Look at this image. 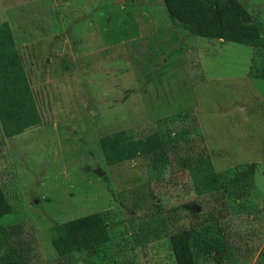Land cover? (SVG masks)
Instances as JSON below:
<instances>
[{"label":"rangeland","instance_id":"1","mask_svg":"<svg viewBox=\"0 0 264 264\" xmlns=\"http://www.w3.org/2000/svg\"><path fill=\"white\" fill-rule=\"evenodd\" d=\"M238 1L264 37V0ZM3 20L40 122L0 130V264H175L182 230L194 264L264 263V47L190 34L162 0H0ZM91 212L105 242L52 241Z\"/></svg>","mask_w":264,"mask_h":264},{"label":"trees","instance_id":"2","mask_svg":"<svg viewBox=\"0 0 264 264\" xmlns=\"http://www.w3.org/2000/svg\"><path fill=\"white\" fill-rule=\"evenodd\" d=\"M162 3L170 23L190 34L253 48L264 47L260 28L238 0H162ZM259 77L264 78V72L259 73ZM39 122L40 117L11 29L6 20L0 21V130L5 137H10ZM122 137L125 145L119 149L124 158H128V135L125 131ZM160 153V149L153 150L152 158L165 166L167 162ZM183 161V158H180L182 164ZM187 167L190 173L195 175L193 167ZM198 169L204 176L215 175L211 164L206 160ZM195 184L202 186L200 190H209L211 182L209 180ZM8 210L9 206L0 189V216ZM51 233L54 243L72 238L79 250L93 249L107 240L104 217L100 212H91L54 223ZM169 245L175 264H194L188 230L172 234L169 237ZM59 254L63 257L62 264H73L71 255L66 250L61 248Z\"/></svg>","mask_w":264,"mask_h":264},{"label":"crops","instance_id":"3","mask_svg":"<svg viewBox=\"0 0 264 264\" xmlns=\"http://www.w3.org/2000/svg\"><path fill=\"white\" fill-rule=\"evenodd\" d=\"M220 40H221V39H220ZM248 67H249V64H248ZM192 104H193V103H192ZM194 104H195V105L197 104V99H196V98H195V103H194ZM194 104H193V105H194Z\"/></svg>","mask_w":264,"mask_h":264}]
</instances>
